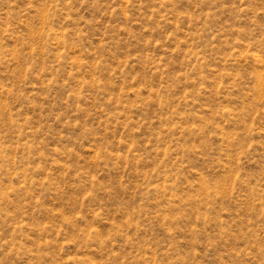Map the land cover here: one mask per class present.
<instances>
[{
  "label": "rangeland",
  "instance_id": "obj_1",
  "mask_svg": "<svg viewBox=\"0 0 264 264\" xmlns=\"http://www.w3.org/2000/svg\"><path fill=\"white\" fill-rule=\"evenodd\" d=\"M0 264H264V0H0Z\"/></svg>",
  "mask_w": 264,
  "mask_h": 264
}]
</instances>
